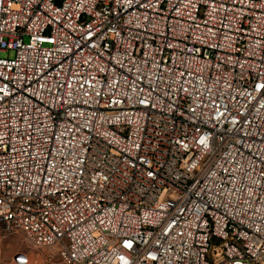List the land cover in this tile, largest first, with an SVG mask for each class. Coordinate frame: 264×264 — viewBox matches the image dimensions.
<instances>
[{
  "label": "built area",
  "instance_id": "1",
  "mask_svg": "<svg viewBox=\"0 0 264 264\" xmlns=\"http://www.w3.org/2000/svg\"><path fill=\"white\" fill-rule=\"evenodd\" d=\"M6 264H264V0H0Z\"/></svg>",
  "mask_w": 264,
  "mask_h": 264
},
{
  "label": "rangeland",
  "instance_id": "2",
  "mask_svg": "<svg viewBox=\"0 0 264 264\" xmlns=\"http://www.w3.org/2000/svg\"><path fill=\"white\" fill-rule=\"evenodd\" d=\"M28 249V244L20 234L5 231L0 223V264H6L17 251H27Z\"/></svg>",
  "mask_w": 264,
  "mask_h": 264
}]
</instances>
